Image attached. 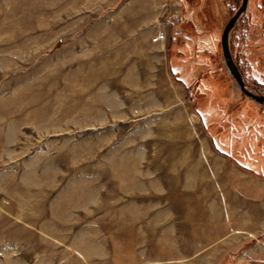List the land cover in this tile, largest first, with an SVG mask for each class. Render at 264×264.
I'll return each mask as SVG.
<instances>
[{
	"label": "rangeland",
	"instance_id": "rangeland-1",
	"mask_svg": "<svg viewBox=\"0 0 264 264\" xmlns=\"http://www.w3.org/2000/svg\"><path fill=\"white\" fill-rule=\"evenodd\" d=\"M241 5L0 0V264H264ZM229 44L264 95V0Z\"/></svg>",
	"mask_w": 264,
	"mask_h": 264
},
{
	"label": "water",
	"instance_id": "water-1",
	"mask_svg": "<svg viewBox=\"0 0 264 264\" xmlns=\"http://www.w3.org/2000/svg\"><path fill=\"white\" fill-rule=\"evenodd\" d=\"M247 6H248V0H242L241 7L225 26L222 36H221L222 53H223L224 59L226 61V65L231 75L234 77L236 82L239 84L242 92L246 94L248 97L257 101L258 103L264 104V95L255 94L248 89L246 83L244 82L242 78V75H241V72L238 66L235 64L233 60L231 50H230V44H229L230 33L233 30L236 23L238 22V20L240 19V17L245 13Z\"/></svg>",
	"mask_w": 264,
	"mask_h": 264
},
{
	"label": "built area",
	"instance_id": "built-area-1",
	"mask_svg": "<svg viewBox=\"0 0 264 264\" xmlns=\"http://www.w3.org/2000/svg\"><path fill=\"white\" fill-rule=\"evenodd\" d=\"M166 40H167V35H166V33L164 31H161L156 37V41L164 42Z\"/></svg>",
	"mask_w": 264,
	"mask_h": 264
},
{
	"label": "trees",
	"instance_id": "trees-1",
	"mask_svg": "<svg viewBox=\"0 0 264 264\" xmlns=\"http://www.w3.org/2000/svg\"><path fill=\"white\" fill-rule=\"evenodd\" d=\"M170 46H171V41H170ZM174 74H175V72H174Z\"/></svg>",
	"mask_w": 264,
	"mask_h": 264
},
{
	"label": "bare ground",
	"instance_id": "bare-ground-1",
	"mask_svg": "<svg viewBox=\"0 0 264 264\" xmlns=\"http://www.w3.org/2000/svg\"><path fill=\"white\" fill-rule=\"evenodd\" d=\"M195 118V117H194ZM197 120V119H196Z\"/></svg>",
	"mask_w": 264,
	"mask_h": 264
}]
</instances>
